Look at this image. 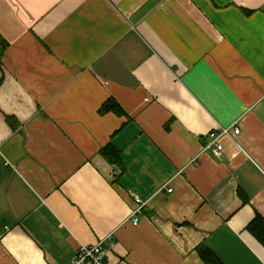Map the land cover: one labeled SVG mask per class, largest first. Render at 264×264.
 <instances>
[{
  "label": "crops",
  "instance_id": "crops-1",
  "mask_svg": "<svg viewBox=\"0 0 264 264\" xmlns=\"http://www.w3.org/2000/svg\"><path fill=\"white\" fill-rule=\"evenodd\" d=\"M0 34V264H264V0H0Z\"/></svg>",
  "mask_w": 264,
  "mask_h": 264
},
{
  "label": "built area",
  "instance_id": "built-area-1",
  "mask_svg": "<svg viewBox=\"0 0 264 264\" xmlns=\"http://www.w3.org/2000/svg\"><path fill=\"white\" fill-rule=\"evenodd\" d=\"M241 130L237 124L229 127H223L212 131L207 135L206 143L203 146L202 154L210 155L214 159H220L224 153L223 139L230 136L240 135ZM169 193L172 190L169 189ZM134 207L132 209L131 221L134 226L139 225L140 217L149 201L144 200L138 195H134ZM113 243V235L100 241L93 246H80L68 264H105L108 252L107 244Z\"/></svg>",
  "mask_w": 264,
  "mask_h": 264
},
{
  "label": "trees",
  "instance_id": "trees-1",
  "mask_svg": "<svg viewBox=\"0 0 264 264\" xmlns=\"http://www.w3.org/2000/svg\"><path fill=\"white\" fill-rule=\"evenodd\" d=\"M9 47V43L0 34V64L3 59L5 52ZM113 112L119 116L124 115L122 109L113 100L106 102L99 113L101 115ZM100 155L111 165H116L122 167V159L120 152L113 146L112 143L108 144L106 147L100 150ZM243 202L247 203L248 199L241 192L239 193ZM247 231L250 232L263 246H264V218L259 214L256 215L255 219L247 227ZM198 253L202 259L208 264H221L217 259L214 258L212 254L208 252L203 246L198 247Z\"/></svg>",
  "mask_w": 264,
  "mask_h": 264
}]
</instances>
